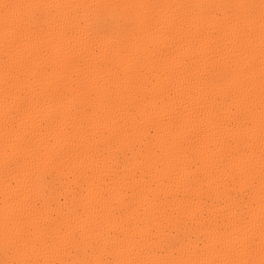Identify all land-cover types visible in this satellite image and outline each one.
<instances>
[{
	"label": "bare ground",
	"instance_id": "bare-ground-1",
	"mask_svg": "<svg viewBox=\"0 0 264 264\" xmlns=\"http://www.w3.org/2000/svg\"><path fill=\"white\" fill-rule=\"evenodd\" d=\"M0 264H264V0H0Z\"/></svg>",
	"mask_w": 264,
	"mask_h": 264
}]
</instances>
